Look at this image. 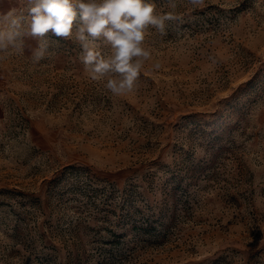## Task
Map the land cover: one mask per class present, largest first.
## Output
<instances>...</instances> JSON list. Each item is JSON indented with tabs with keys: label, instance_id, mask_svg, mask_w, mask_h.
<instances>
[{
	"label": "rangeland",
	"instance_id": "rangeland-1",
	"mask_svg": "<svg viewBox=\"0 0 264 264\" xmlns=\"http://www.w3.org/2000/svg\"><path fill=\"white\" fill-rule=\"evenodd\" d=\"M175 15L126 95L0 61V264H264V0Z\"/></svg>",
	"mask_w": 264,
	"mask_h": 264
},
{
	"label": "clouds",
	"instance_id": "clouds-1",
	"mask_svg": "<svg viewBox=\"0 0 264 264\" xmlns=\"http://www.w3.org/2000/svg\"><path fill=\"white\" fill-rule=\"evenodd\" d=\"M166 3L170 10L157 12L154 0H10L7 11L0 9V61L26 56L39 64L61 40L70 41L91 81L115 96L132 93L151 59L150 29L163 34L178 19L177 0Z\"/></svg>",
	"mask_w": 264,
	"mask_h": 264
}]
</instances>
